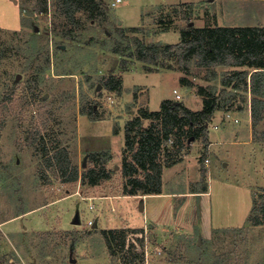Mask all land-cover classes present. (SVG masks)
Segmentation results:
<instances>
[{
  "label": "rangeland",
  "instance_id": "374dc122",
  "mask_svg": "<svg viewBox=\"0 0 264 264\" xmlns=\"http://www.w3.org/2000/svg\"><path fill=\"white\" fill-rule=\"evenodd\" d=\"M103 1L106 18L90 19L80 11L82 25L68 39L55 33L63 28L53 0H47V11H38L34 1L0 0V264H125L119 247L114 245L111 256L100 229H125L129 242L144 252L143 264H168L167 259L264 264V225L245 224L252 195L258 201L264 194V140H253L248 92H234V103L243 99L241 106L215 111L206 124V143L202 134L179 148L168 141L158 158L164 162L165 192L206 187L208 240L198 237L197 226L190 233L141 227L142 198L124 195L121 188L129 119L142 108L159 109L164 99L200 110L198 88L218 93L222 77L243 67L192 68L185 74L170 60L147 69L113 49L117 27L146 43L173 44L190 22L264 25V2L123 0L111 6V0ZM182 77L191 86L183 85ZM151 121L144 119V126ZM39 140L48 156L64 148L79 172L90 164L89 152L108 151L111 178L95 186L62 180L57 167L44 160ZM184 198H175L174 206ZM135 229H142V245L137 238L133 242Z\"/></svg>",
  "mask_w": 264,
  "mask_h": 264
},
{
  "label": "trees",
  "instance_id": "16d2710c",
  "mask_svg": "<svg viewBox=\"0 0 264 264\" xmlns=\"http://www.w3.org/2000/svg\"><path fill=\"white\" fill-rule=\"evenodd\" d=\"M24 1H34L33 6L38 11H47V0ZM53 6L55 16L62 20L59 25L63 28L55 33L68 39H72L73 30L82 25L81 18L76 16L80 11L90 19L106 18L107 15L103 0H53ZM116 33L119 37L117 36L114 51L143 63L147 69L150 66L167 65L170 60L185 74H191L192 68L209 70L218 66L243 67L222 77V87L218 93L200 86L197 90V94L203 98L200 110L193 111L179 101L164 99L159 109L149 111L142 108L138 115L125 123L124 156L120 167L125 179L121 186L124 195L161 193L164 162L161 163L158 158L163 146L169 141L172 146L179 148L183 140H189L192 135L197 138L200 134L206 143V124L215 111L229 109L233 105L241 106L243 99L234 103L237 97L234 92L249 93L252 137L255 141L264 140V131L259 130L260 126L264 127V25L214 24L195 27L186 24L180 30V40L173 44L146 43L138 35L127 34L122 27H117ZM181 83L191 86L187 77H182ZM92 111L91 105L88 113ZM146 118L153 120L148 126H144ZM40 143L42 151L45 150L44 156L42 155L44 160L48 165H55L59 176L66 182L80 179L83 184L95 186L112 176L113 170L106 166L110 158L108 151L89 152L90 164L79 172L78 167L71 164L64 148H57L48 156L44 142L39 140L37 144ZM205 189L206 187L203 188L204 191ZM245 221L249 225H264V194L260 195L258 201L252 195V208ZM99 232L109 252L111 251V256L115 245L119 247L122 253L120 259L125 264L144 263V252L135 249L132 242L127 243L129 234L125 229H100ZM134 232L142 233V229H135ZM136 238L142 245L143 237H135V240Z\"/></svg>",
  "mask_w": 264,
  "mask_h": 264
},
{
  "label": "crops",
  "instance_id": "0c3cea01",
  "mask_svg": "<svg viewBox=\"0 0 264 264\" xmlns=\"http://www.w3.org/2000/svg\"><path fill=\"white\" fill-rule=\"evenodd\" d=\"M258 1L264 2V0ZM163 183L164 177L162 178V185ZM202 190L203 188L190 192H183L181 190L165 192L163 187H161V193L158 194L132 195L134 197L142 198L141 227L146 228L147 226H152L158 230H160V228H163V230L173 229L175 232L179 231L178 229L183 228L187 233H190L192 230L189 228L197 226L199 231L198 237L208 240L207 238H209L211 234V227L208 219V205L205 200L207 198V189H205V191ZM179 196H183V198L185 197V200H182V202L176 207L173 202L174 199ZM165 198H168L167 201H162V199L164 200ZM156 200H159L160 202H157ZM174 207H176V209H174ZM162 217H164L165 220H162ZM223 227H228V224L223 225ZM149 239L152 241V236H149ZM166 263L195 264L194 262L176 263L174 261H169L168 259Z\"/></svg>",
  "mask_w": 264,
  "mask_h": 264
},
{
  "label": "built area",
  "instance_id": "2783aa9c",
  "mask_svg": "<svg viewBox=\"0 0 264 264\" xmlns=\"http://www.w3.org/2000/svg\"><path fill=\"white\" fill-rule=\"evenodd\" d=\"M123 0H111V2H110V5L111 6H115V5H117L118 3H120V2H122ZM173 93L175 94V99H180V96H179V94L176 92V90H173ZM205 160V162L206 163H208V159L207 158H205L204 159ZM91 223V222H90ZM134 234V233H133ZM139 233H136V235H137V237L139 236L138 235ZM141 234V233H140ZM130 235V234H129ZM128 235V236H129ZM135 235V234H134ZM128 236H127V243L129 242V239H128ZM142 236V234L140 235V237ZM134 241H136L135 239H133V242Z\"/></svg>",
  "mask_w": 264,
  "mask_h": 264
},
{
  "label": "water",
  "instance_id": "95a60500",
  "mask_svg": "<svg viewBox=\"0 0 264 264\" xmlns=\"http://www.w3.org/2000/svg\"><path fill=\"white\" fill-rule=\"evenodd\" d=\"M190 23H191V22H190ZM190 23H189V24H190ZM36 29H37V28H36ZM115 64H116V60H114V65H115ZM18 78H20V74H17V79H18ZM99 88H100V87H99V85H98V86H97V89H99ZM191 138H192V137H191ZM82 165H83V167H84L85 163L83 162ZM140 210H142V206L140 207ZM73 223H74V224H78V223H79L78 213H77V212H76V214H75V216H74ZM70 257H71V253H70ZM70 260H71V261H74V259H73L72 257L70 258Z\"/></svg>",
  "mask_w": 264,
  "mask_h": 264
}]
</instances>
